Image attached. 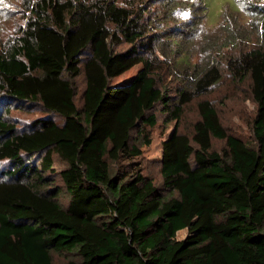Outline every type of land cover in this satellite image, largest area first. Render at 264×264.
<instances>
[{"label":"trees","instance_id":"obj_1","mask_svg":"<svg viewBox=\"0 0 264 264\" xmlns=\"http://www.w3.org/2000/svg\"><path fill=\"white\" fill-rule=\"evenodd\" d=\"M161 1L153 11L118 0L27 1L18 35L0 46V264H56L55 255L65 264H264V41L224 68L192 64L176 35L190 43L197 21L165 28L162 15L182 2ZM223 71L255 104L251 142L200 98ZM193 101L189 135L179 127ZM157 107L174 123L161 142L160 187L138 162ZM20 108L44 116L18 128L8 115Z\"/></svg>","mask_w":264,"mask_h":264},{"label":"rangeland","instance_id":"obj_2","mask_svg":"<svg viewBox=\"0 0 264 264\" xmlns=\"http://www.w3.org/2000/svg\"><path fill=\"white\" fill-rule=\"evenodd\" d=\"M30 0H0V46L6 45L12 38L18 35L19 29L25 22L24 8ZM118 0L120 4L134 3L148 5L150 11L160 8L161 0ZM182 5L166 12L162 16H169L165 25L167 29L174 27H185L194 18L196 23L190 26V43L184 42L181 35H176L182 48V53L189 52V60L193 63L204 64L206 61L214 60L222 68L230 55L237 54L243 48L254 47L264 41V17L258 15V8L264 6V0H179ZM237 1V2H236ZM186 6V7H185ZM167 11V9H164ZM205 15V16H204ZM245 34L246 36H242ZM159 46L163 49L169 48L167 41L161 39ZM229 42V43H228ZM210 45V46H209ZM212 45V46H211ZM201 46V47H200ZM203 46V47H202ZM122 45L119 49L125 48ZM208 49V50H207ZM162 56V53L159 52ZM140 68V65L132 67L119 77L113 79V83H122L130 79ZM222 80L211 88L207 95L200 98L209 99L218 110L223 126L226 130L242 139L251 142L250 122L255 112V104L246 85L232 82L227 72L223 71ZM171 79V76L166 78ZM84 89V77L80 74L75 80V102L81 104V95ZM157 107V123L148 128L150 144L141 147L142 154L138 159L141 165V173L161 186L160 175L161 142L171 133L174 123H167L164 116ZM44 116L40 109H11L8 118L14 123L27 126L30 122ZM197 118L196 101L191 102L185 108L181 120L180 131L186 134L192 133V126ZM58 122L60 119L56 118ZM217 149L223 147V142L213 140ZM58 165V162H56ZM5 162H0V168H6ZM57 185L61 182L57 179ZM186 230L178 231L177 239H183ZM66 257L55 255L56 264H65Z\"/></svg>","mask_w":264,"mask_h":264}]
</instances>
